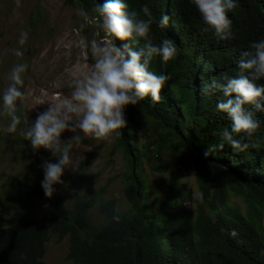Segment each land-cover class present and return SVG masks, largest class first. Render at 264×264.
<instances>
[{"label":"trees","instance_id":"16d2710c","mask_svg":"<svg viewBox=\"0 0 264 264\" xmlns=\"http://www.w3.org/2000/svg\"><path fill=\"white\" fill-rule=\"evenodd\" d=\"M67 2L91 12L107 0ZM234 2L235 8L227 13L232 37L221 40L211 29L203 30L205 25L191 0H126L127 11H136L139 19H148L141 9L149 7L153 20L149 35L154 45L170 39L176 48L167 64L159 57L150 64V71L168 77L160 100L154 103L148 97L126 108L127 126L116 147L123 148L129 165L124 188L129 209H120L121 222L116 224L111 216L117 201L87 191L75 195L71 210L62 214L50 210L37 217L31 207L34 189L20 195L12 208L4 206L0 211V216L6 215L0 222V264H46L47 243L53 236L59 241L69 238L66 259L74 264H264V111L252 109L260 127L250 138L246 134L238 137L247 145L243 151L225 144L222 150L211 152V146L221 142V133L231 130L232 122L217 108L224 98L222 92H202L203 85L212 80L223 82L237 75L241 53L253 41L264 40V0ZM165 15L168 25L160 27ZM114 43L127 59L126 49L138 51L131 40ZM139 111L154 121L149 143L158 155L171 143L180 151V169L172 175L158 212L147 202L146 183L138 172L142 158L136 152L138 139L127 129L135 125L134 114ZM159 132L162 136L156 138ZM190 171L195 172L200 192L196 208L183 206L184 195L177 193L180 179ZM37 190L44 194L41 185ZM233 194L244 196L246 213L229 206ZM95 205L105 224L92 230L90 211ZM232 230L237 232L235 238L230 236Z\"/></svg>","mask_w":264,"mask_h":264},{"label":"rangeland","instance_id":"374dc122","mask_svg":"<svg viewBox=\"0 0 264 264\" xmlns=\"http://www.w3.org/2000/svg\"><path fill=\"white\" fill-rule=\"evenodd\" d=\"M81 9L79 4L69 5L67 0H0V103L9 83L7 77L11 68L21 62L28 65L21 89L26 93L23 104H20L24 116L17 133H5L3 128L9 121L0 116V211L4 206L12 208L20 195L34 189L31 207L32 214L37 217H44L50 210L58 214L71 210L75 195L87 191L104 200H116L123 212L129 209L124 195L129 165L123 148L116 147L118 139L105 143L85 137L83 140L88 143L74 145L71 155L77 163L73 169L64 170L63 183L55 185L54 195L49 199L45 193L40 195L37 189L44 178V161L55 163L56 158L44 149L34 152L30 142L19 131L30 126L38 114L46 111L48 102L70 97L72 88L69 83L73 72L91 70L94 60L90 41L105 37L103 33L96 35L94 26L87 24L79 15ZM88 13L95 15L93 11ZM21 32L28 33L23 46L18 43ZM111 40L115 42L114 38ZM15 49L22 51L23 56H15ZM134 119L135 125L127 129L132 130L138 139L136 152L142 155L138 172L146 183L147 202L158 212L168 194L172 175L180 169V151L174 148L176 144L171 143L158 155L156 147L149 143L154 136L151 131L153 119L141 111L134 114ZM159 133L156 138L162 136V132ZM73 135V132L66 131L62 140ZM87 159V165L78 172ZM177 193L184 195V200L180 201L183 206L196 208L201 202L194 171L182 176ZM229 206L246 213L245 198L240 194L231 196ZM5 218L6 215L0 216V222ZM104 224L98 205H95L90 211V228L97 230ZM68 252L69 238L59 241L57 236H53L47 243L44 261L46 264H74L67 261Z\"/></svg>","mask_w":264,"mask_h":264},{"label":"clouds","instance_id":"9594fccd","mask_svg":"<svg viewBox=\"0 0 264 264\" xmlns=\"http://www.w3.org/2000/svg\"><path fill=\"white\" fill-rule=\"evenodd\" d=\"M191 2L202 18L204 31L211 29L221 40L232 37L231 20L227 13L235 8L234 0ZM128 8L126 0H107L103 5H95V15L90 16L83 9L79 11L85 22L94 26L96 35L103 33L105 37L103 40L90 41V52L94 60L91 70L86 73L73 72L69 83L72 88L70 97L48 102V109L38 114L30 126L19 129L34 152L44 149L56 158L55 163L44 161L42 165L44 178L41 186L49 199L54 195L55 185L63 183L64 170L73 169L77 163L71 155L74 145H79L85 137L97 142L112 143L127 126L125 109L128 106H136L148 97L154 103L161 98L168 77L150 71V64L155 57L167 64L174 58L176 48L170 39H164L159 46L153 44L149 35L153 20L147 5L141 9L148 17L146 20L139 19L136 11L129 13ZM168 22L169 17L165 15L159 21V26L165 27ZM111 38L131 40L138 51L126 49L130 56L127 59L125 52ZM27 39L28 33L21 32L18 43L23 46ZM141 41L144 43L141 44ZM14 55L22 57L23 52L15 49ZM237 67V75L225 77L223 82L212 80L202 87L205 95L216 90L222 92L224 98L218 101L217 108L227 114L232 122L231 130L225 129L221 133V142L211 146V152L217 148L222 150L225 144L233 150L243 151L247 145L238 137L246 134L250 138L260 127L252 109L264 111V84L258 83L264 80V40L253 41L249 49L241 53ZM27 69V63H17L8 74L9 83L0 103V116L9 121L3 128L5 133H17L22 123L18 105L23 104L26 98V93L21 89ZM77 129L83 136L77 133ZM66 131L74 135L68 140H62ZM111 219L116 224L121 222L119 206L112 208ZM230 236L235 238L237 232L232 230Z\"/></svg>","mask_w":264,"mask_h":264}]
</instances>
